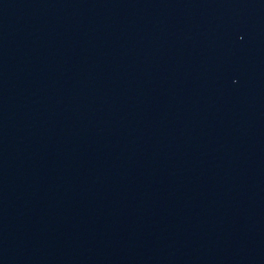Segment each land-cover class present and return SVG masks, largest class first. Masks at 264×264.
I'll use <instances>...</instances> for the list:
<instances>
[{
    "label": "water",
    "instance_id": "95a60500",
    "mask_svg": "<svg viewBox=\"0 0 264 264\" xmlns=\"http://www.w3.org/2000/svg\"><path fill=\"white\" fill-rule=\"evenodd\" d=\"M0 264H264V0H0Z\"/></svg>",
    "mask_w": 264,
    "mask_h": 264
}]
</instances>
